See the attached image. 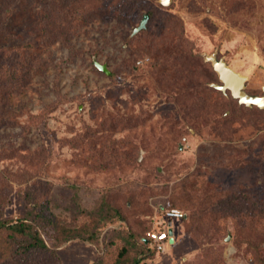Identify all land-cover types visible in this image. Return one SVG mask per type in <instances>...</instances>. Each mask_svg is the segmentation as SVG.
<instances>
[{
	"label": "rangeland",
	"instance_id": "374dc122",
	"mask_svg": "<svg viewBox=\"0 0 264 264\" xmlns=\"http://www.w3.org/2000/svg\"><path fill=\"white\" fill-rule=\"evenodd\" d=\"M74 1L0 0V218L96 234L0 239V264H112L128 240L139 264H264V110L212 88L206 59L262 95L264 0ZM102 202L123 218H94ZM168 208L185 218L157 253L139 237Z\"/></svg>",
	"mask_w": 264,
	"mask_h": 264
},
{
	"label": "trees",
	"instance_id": "16d2710c",
	"mask_svg": "<svg viewBox=\"0 0 264 264\" xmlns=\"http://www.w3.org/2000/svg\"><path fill=\"white\" fill-rule=\"evenodd\" d=\"M83 1H86L85 3L87 4V1L94 0ZM116 1L121 3L122 0ZM77 2L78 0H75L74 2H72L73 5L70 4L68 6V11L70 10L69 13H72L73 6L76 10L80 7H83L82 5L78 7ZM62 14L63 12H61V15ZM64 22L68 23L67 20H65ZM105 211L106 214H104ZM33 215L34 217L35 215L39 216L37 212L34 214L30 213V215H27L26 217L22 219H17L15 221L0 218V239L4 244L7 245L8 248L14 249L17 254H25L32 251L54 252L55 248L59 247V245L69 240L78 238L84 240H91L96 234V231L93 228V223L92 225L87 224L73 228L57 224L53 231L51 225H49L51 222L49 219L46 220L47 222H45V224L41 223L36 225L34 223L35 219L32 217ZM95 216L100 222L103 220L107 222H112L123 218L119 211L111 205L107 204V202H102V207L97 212H95L94 218ZM184 218L185 215L181 220L176 222H181L182 220H184ZM47 225L51 229V232L50 230H48ZM156 230H160V228ZM149 232L150 231H148V233ZM140 239L144 246L148 247V249H150L151 251H155L153 248L150 247L149 243L147 242V233L146 235L144 234L142 237L140 236L139 240ZM132 240L134 239L132 238ZM168 244L171 245V242H169ZM131 251H133V254L131 253ZM145 251L146 250H144L143 248H139V246L130 243V240H128L127 244L119 247L116 258L112 264H139L138 256H142Z\"/></svg>",
	"mask_w": 264,
	"mask_h": 264
},
{
	"label": "water",
	"instance_id": "95a60500",
	"mask_svg": "<svg viewBox=\"0 0 264 264\" xmlns=\"http://www.w3.org/2000/svg\"><path fill=\"white\" fill-rule=\"evenodd\" d=\"M162 5H168L170 0H159ZM148 15L144 14L137 27L133 29V34L145 29ZM207 61L211 64L213 71L217 74L219 84H211V87L220 91L222 94L227 93L237 100L240 105L246 107H257L264 110V86L262 87L261 96H251L245 91L246 78L232 70L227 63L222 59H217L214 55L208 56ZM97 70L104 74H109L105 65L94 62ZM171 234V231H169Z\"/></svg>",
	"mask_w": 264,
	"mask_h": 264
},
{
	"label": "built area",
	"instance_id": "2783aa9c",
	"mask_svg": "<svg viewBox=\"0 0 264 264\" xmlns=\"http://www.w3.org/2000/svg\"><path fill=\"white\" fill-rule=\"evenodd\" d=\"M163 216L167 220L166 228L168 230L160 228V230L154 229L147 233V242L157 253L163 252L165 250V244L171 241V234H169V231L172 232L171 224L181 220L184 214L176 208H169L164 211Z\"/></svg>",
	"mask_w": 264,
	"mask_h": 264
}]
</instances>
